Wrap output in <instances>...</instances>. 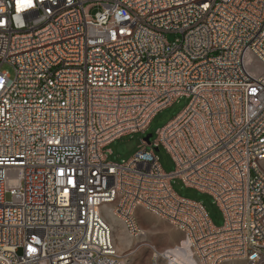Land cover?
<instances>
[{"label":"built area","instance_id":"2783aa9c","mask_svg":"<svg viewBox=\"0 0 264 264\" xmlns=\"http://www.w3.org/2000/svg\"><path fill=\"white\" fill-rule=\"evenodd\" d=\"M30 2L0 0V264H126L109 210L134 239L139 210L184 235L147 242L153 264H264V0ZM182 97L151 145L109 160Z\"/></svg>","mask_w":264,"mask_h":264},{"label":"rangeland","instance_id":"374dc122","mask_svg":"<svg viewBox=\"0 0 264 264\" xmlns=\"http://www.w3.org/2000/svg\"><path fill=\"white\" fill-rule=\"evenodd\" d=\"M174 38L175 37L172 35L169 36V40L171 41H173ZM2 71L8 72L12 78L15 75L14 68L7 64L2 67ZM188 103L189 99L186 97L178 99L171 107L160 112L154 118L145 134L138 133L127 135L112 143L109 146V149L112 151V154L109 155V160L117 164L129 161L141 148H144L143 139L147 135L152 134L150 141L153 143L157 138L158 130L163 128L166 124L178 116L185 109ZM147 148L150 149V147ZM156 155L159 158L163 169L167 173L174 171L175 165L172 157L164 148H160L156 152ZM172 187L181 197L202 203L213 224L216 227L223 226V213L210 195L201 193L195 189L187 188L178 179H175L172 182ZM7 200H11L10 194L7 195ZM137 217L140 228L145 232V236L140 239L132 238L129 235L124 223L115 217L113 225L116 246L125 256L127 261L126 264H153L152 251L147 246V242L156 245L160 251H163L174 244L172 243L171 245H168L167 240L169 239L170 234L166 231L173 230L177 232V230L167 221H164L143 210L138 211ZM120 237L124 239V242H121ZM161 264L165 263L161 262ZM181 264L184 263L182 262ZM227 264L247 263L245 261H236Z\"/></svg>","mask_w":264,"mask_h":264},{"label":"crops","instance_id":"0c3cea01","mask_svg":"<svg viewBox=\"0 0 264 264\" xmlns=\"http://www.w3.org/2000/svg\"><path fill=\"white\" fill-rule=\"evenodd\" d=\"M166 232L170 234V237L167 240L168 245H171L172 243H174L173 245H175L176 243L180 242L184 238V235L178 230L177 232H180V233H177L176 231H173V230H167Z\"/></svg>","mask_w":264,"mask_h":264},{"label":"bare ground","instance_id":"6f19581e","mask_svg":"<svg viewBox=\"0 0 264 264\" xmlns=\"http://www.w3.org/2000/svg\"><path fill=\"white\" fill-rule=\"evenodd\" d=\"M107 218H108V221H109V223L112 225L113 230H114L113 222L115 221V215L112 213L111 210H109V211L107 212ZM120 240H121V242H124V239L121 238V237H120ZM178 262H179V263H182V262L184 263V257H183L182 255L179 256V260H178Z\"/></svg>","mask_w":264,"mask_h":264},{"label":"snow or ice","instance_id":"6c2138e0","mask_svg":"<svg viewBox=\"0 0 264 264\" xmlns=\"http://www.w3.org/2000/svg\"><path fill=\"white\" fill-rule=\"evenodd\" d=\"M32 5H31V2H30V0H28V2H24V0H18V4H17V7L18 8H20V9H22V8H24V7H31ZM71 182V181H70Z\"/></svg>","mask_w":264,"mask_h":264},{"label":"water","instance_id":"95a60500","mask_svg":"<svg viewBox=\"0 0 264 264\" xmlns=\"http://www.w3.org/2000/svg\"><path fill=\"white\" fill-rule=\"evenodd\" d=\"M151 137H152V134H149V135H147V136L144 138V141H145L148 145H151V141H150ZM157 151H158V150H157Z\"/></svg>","mask_w":264,"mask_h":264}]
</instances>
